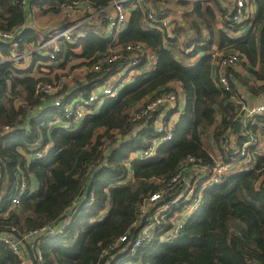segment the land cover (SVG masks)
Instances as JSON below:
<instances>
[{
  "label": "trees",
  "instance_id": "1",
  "mask_svg": "<svg viewBox=\"0 0 264 264\" xmlns=\"http://www.w3.org/2000/svg\"><path fill=\"white\" fill-rule=\"evenodd\" d=\"M112 1L0 0V32L22 25V40L17 46L9 42L1 45L5 59L0 62V235L12 228L15 235L21 236L45 225L61 226L55 235L34 240L31 250H37L35 255L40 256L42 264H264V146L260 144H264V113L255 115L239 135L231 136L240 113L232 78L249 97L264 94V83L259 84L264 74L263 41L257 59L254 33H246L244 40L230 39L223 30H217L215 35L214 9L203 0L188 2L190 6L184 3L189 7L181 12L196 32V40L190 44L206 41L201 40L198 25L204 24L209 32L206 44L195 46L190 54L182 50L189 43L185 42L182 48L177 43L183 26L176 24L171 37L163 29L147 27V7H134L122 34L114 40L111 32L101 35ZM151 1L161 5L159 0ZM251 1L255 14L248 21L261 23L264 28V0ZM156 5L152 8L160 18L164 15ZM70 9L95 12L98 28L81 22L74 34L82 35L73 42L59 39L61 51L54 59L41 55L44 50H34L26 69L18 68L9 59L10 51L33 50L50 31L76 24L61 16ZM56 16L61 19L55 22ZM244 23L224 25L236 30ZM217 39L220 47L246 55L236 65L255 78L257 87L251 86L250 78H243L234 67L223 69L220 64L218 70H222L233 89L225 91L219 85L217 73L212 76V45ZM138 42L154 52L157 61L150 68L145 69L141 61L124 71L130 60L126 46ZM77 46L81 47L80 55L71 51ZM114 53L120 57L104 63V58ZM196 53L201 54L200 60L187 65L185 59ZM176 54H180V60ZM77 57L84 59L86 81H75L73 86L58 85L54 92L42 91L41 86L51 84L49 75L55 69H65L70 58ZM96 63L100 67L93 70ZM130 70L134 76L129 81L112 82L116 99H104L96 107L95 103L90 114L69 129L63 127L64 115L54 105L57 99L63 105L79 96L88 97L96 90L93 85L107 83L111 75L118 73L124 78ZM54 77L56 81L60 76ZM174 82L179 83L180 92L169 86ZM167 92L176 93L184 101L182 107L178 106L181 109L177 108L180 114L171 139L159 143L153 157L130 160L129 154L144 147L143 138L152 129L148 123L151 116L136 119L135 114ZM132 130L135 135H131ZM249 137L256 143L246 150L248 169L225 175L220 182L202 189L201 206L170 241L160 240L157 234L150 243L133 251L131 242L141 228L140 215L147 208L148 199L162 192L158 203H167L180 190L184 181L171 188L168 182L187 157L210 173L215 164L211 147L226 162L231 158L230 146H240ZM119 138L122 139L118 141ZM31 178L37 183L34 190L29 187ZM22 181L27 189L19 196V203L11 205L10 197L17 194L12 187ZM3 184L6 191L1 194ZM180 210L174 206L168 209L163 232L171 227L168 218ZM124 234L127 241L119 243ZM0 264H19L1 241Z\"/></svg>",
  "mask_w": 264,
  "mask_h": 264
},
{
  "label": "built area",
  "instance_id": "2",
  "mask_svg": "<svg viewBox=\"0 0 264 264\" xmlns=\"http://www.w3.org/2000/svg\"><path fill=\"white\" fill-rule=\"evenodd\" d=\"M144 3L145 0H113L110 6L107 8L108 10L106 11L105 15L106 30L111 33L123 30L126 26L129 16L128 8H133L136 6L139 8L147 7L149 11L146 14V26L153 29H163L165 34L168 37H171V33L169 31V21L167 17L164 15L160 18H157L150 4L147 1L145 5ZM229 3L231 10L228 11L222 18V24L228 22L234 25H240L249 19L251 15L250 6L247 0H229ZM21 27L22 25H18V27L12 29L11 31L0 32V62L4 61L5 59L1 53V45L3 43L9 42L12 44V46H17V44L22 40ZM76 28L77 23L63 29L50 31L47 35L42 37L41 43L35 49L25 51L23 53L10 51V55L12 57H9V59L16 62V66H20L23 62H30V57L34 50H44L45 52L41 55L48 59H54L61 51V46L59 43H57L59 39H65L68 42H73L76 36L82 35V33H77L76 35L74 34ZM262 34L264 37V28ZM202 44V42H197L195 44L186 46L184 47V53H192L195 46H202ZM126 49L130 51V60H128V63H126L124 66V71H126V69L129 67L138 65L141 61H144L145 69L150 68L152 64H155L157 61L156 54L150 50H146L147 47L145 48V45L140 42L135 43L134 45H127ZM214 54L219 56L218 62L223 69L224 67H234L236 62L243 59V54L237 51L233 52L232 54L225 52H215ZM142 55H144V57H141ZM119 57L120 55L116 53L109 54L104 58L103 61L106 64H110L116 61ZM99 67L100 64L96 63L92 68L93 70H97ZM130 72L133 73L132 70H130ZM119 75L120 73H118V75L115 77L116 79H113L112 81H117ZM129 77L131 78L132 75ZM218 83L225 91H231L233 89L224 75L219 76ZM235 84L238 91L236 95L237 103H241L239 104V110L240 112L245 111L244 115L240 118L242 130V128L247 127L248 122L251 121L255 115L264 113V99L260 104L252 108H248L244 103L248 94L244 89V93L243 91H240L241 87L238 82ZM41 88L42 91L45 92L51 91L50 85L47 84L41 86ZM115 89L116 88L111 86L110 82L108 81L107 83H102L101 85L97 86L96 90L91 91L88 97L79 96L71 99L63 105H61L60 100L57 99L54 102V105L60 107V110L64 115L65 121L63 123V127L69 129L74 124L83 119L87 114H90L95 103L96 107L97 105L99 106L105 98L116 99L117 91ZM179 98L180 97L174 92L162 93L135 114L136 119L144 116H151L152 129L151 133L143 138L144 147L137 152H132L134 155L129 156L130 160H146L153 157L156 153L157 145L163 141L171 139L173 127L180 114L179 110H177L179 106ZM247 134L252 136V131L247 129ZM124 138H126V136ZM255 142L256 141L253 137H249L245 143L241 144L240 146L232 145L230 147L231 158L226 162L219 158L212 167L210 173H207L205 167L196 163L192 157H187L183 161L182 168L168 182V187L171 188L177 183H182V181H184L183 185L180 187V190L177 191L176 194L172 196V198L167 200V203H158L162 197V192L154 193L148 199V202L145 205L147 208H144L140 215L141 228L137 231L133 241L131 242L133 251L142 245L150 243L157 234L160 240L164 242L170 241L175 236L178 229L184 223H186L188 218L193 216L198 210L199 206H201L200 192L202 189H204L206 186L220 182L225 174H232L237 170H243V167L246 166L243 165L242 161L247 159L244 154L247 150V147L254 145ZM193 162H195V164H193ZM195 169L198 171V173L192 178L194 180L186 179V177L190 176ZM12 188L16 190L17 194L10 197V204L16 205L19 203V196L27 189V185L24 181H22L19 184H15ZM172 206L177 208L181 207V210L168 218V222H170L171 227L163 232V224L167 217L166 212ZM60 227L61 226L57 227L45 225L36 229L28 230L21 236L15 235L13 233L14 228H12L11 231L0 235V241L3 242L18 258L19 264H27V262H30V264H42L40 256L35 255L37 250H31V248L33 249V242L39 237L55 235L57 232L61 231ZM125 241H127V234L122 235L118 240L119 243ZM26 246L29 247L31 253L30 255L27 253L30 261L28 260L29 258L27 259L25 257L23 252ZM113 246H111V248ZM123 250V248L120 249V251ZM250 264L258 263L251 261Z\"/></svg>",
  "mask_w": 264,
  "mask_h": 264
},
{
  "label": "crops",
  "instance_id": "3",
  "mask_svg": "<svg viewBox=\"0 0 264 264\" xmlns=\"http://www.w3.org/2000/svg\"><path fill=\"white\" fill-rule=\"evenodd\" d=\"M166 1V0H165ZM203 1H208V0H203ZM147 2L150 4V2H151V0H147ZM168 2L170 3V4H165L164 2H162V3H159V4H161V5H159V6H157V8H158V10H160V11H162V13H163V15H167V11H169L170 10V7H169V5L171 6L172 4L174 5V6H176L177 8H179L178 10L180 11V15H181V17H179L178 16V22H177V24H179V25H186V28H184L181 32H180V34L179 35H182V38H184L183 40H181L180 41V47L182 48L183 47V44L185 43V42H187V43H193V41H195L196 40V32H195V29L191 26V24H189L188 23V21H190V19L189 18H187L186 16L184 17V16H182V11L185 9V10H188V7L190 6V3H188V2H193V0H168ZM167 1H166V3H168ZM217 2L218 3H220V5H219V7H220V9H219V11H221V12H219V14L218 15H216L215 14V22H214V30H213V32L215 33V35H216V33H217V30H223V31H225L226 32V36L228 37V38H230V39H235V38H241V40H244L246 37H247V34L246 33H254V37H255V43H256V45H257V49H256V51H257V53H256V56H257V59H260V52H261V49H260V44H261V42L263 41V43H264V37H263V34H262V31H263V25H261V23H258V25H256V24H254L253 23V21H252V23L250 22V21H248V20H251L252 18H253V16H254V14H255V5H254V2L253 1H251V0H247V2H248V4H249V6H250V17H249V19H247L246 21L249 23V27H250V29H246V27H244L243 25H242V27H240V28H238V29H236V30H230V29H226L225 27V25L224 24H222L221 22H222V18L224 17V15L222 14V12H224L225 14L228 12V11H230L231 10V7H230V3H229V0H226V1H222V0H217ZM184 3H187L188 5H186V6H184ZM206 5H208L209 6V3L208 2H206L205 3ZM179 6V7H178ZM210 7V6H209ZM134 8V7H133ZM133 8H128V14H129V16H130V13H131V10L133 9ZM129 16H128V19H129ZM194 19H195V17L194 16H192ZM128 19H127V23L126 24H128ZM195 21H196V19H195ZM245 21V22H246ZM197 22V21H196ZM246 22V23H247ZM80 23H77V25H79ZM146 25V24H145ZM179 25H177V26H179ZM253 25V26H252ZM200 28H201V40L202 39H204V38H206V41H197V42H202L203 43V45H205L206 44V42H207V40L209 39L208 37H209V32H208V30L207 29H205V27L204 26H202V25H198ZM94 27H98V26H96V23H95V26ZM126 27V26H125ZM184 27V26H183ZM204 27V28H203ZM244 27V28H243ZM246 29V30H245ZM124 30V29H123ZM123 30H121L120 32H118V31H116V32H114L113 34H112V36H113V38H114V40H118V37L120 36V34H122V31ZM118 32V33H117ZM106 33H107V35L109 34L108 33V31L106 30V28L103 30V31H101V35L103 36V35H106ZM172 34V33H171ZM262 37H263V39H262ZM196 42V43H197ZM195 44V43H194ZM191 45V44H190ZM186 47V46H185ZM146 48V47H145ZM263 48H264V45H263ZM212 49H213V60H212V76L214 77L215 75H216V73H217V75H218V77L220 76V75H224L225 76V74H223V72H222V70H218V68H220L219 67V62H218V58H219V56L218 55H215L214 53L216 52V53H218L219 52V50H221V51H223V52H229V53H233V52H235V51H233L234 49H232V48H226V47H220L219 46V44H218V39L217 40H215V43H213V45H212ZM146 50H150L149 48H147ZM182 50H183V52H184V47L182 48ZM73 53H75V55H80L81 54V47L80 46H77V47H73L72 48V50H71ZM185 54H187V53H185ZM188 54H190V53H188ZM244 56H246L245 54H243ZM200 56H201V54L199 55L198 53H196V54H194V55H191L188 59H185V61L188 63L187 65H191V64H196L199 60H200ZM244 56H243V58H244ZM176 59H178V60H180L181 59V56H180V54H176ZM263 58H264V56H263ZM74 58H70V62H69V64L67 65L68 67H72L73 65H75V64H72V60H73ZM245 59H246V57H245ZM243 60V61H245L246 63H248V59L247 60ZM75 60H82L83 62H84V59H82V58H79V57H77ZM86 61V60H85ZM242 61V60H241ZM30 63L31 62H28V63H25L24 65H20V66H17L18 68H21V69H26L27 67H28V64L30 65ZM67 66H66V68H67ZM65 68V69H66ZM65 69H63V70H65ZM57 70H61V69H57ZM234 70L235 71H237L243 78H250L249 79V81H251V82H253V84H256L257 83V81L256 80H254L255 78H253L247 71H245V69L242 67V66H240V64H237L235 67H234ZM134 72V71H133ZM130 75H131V73H130ZM134 76V74L132 75V77ZM250 76V77H249ZM131 77V78H132ZM226 77V76H225ZM130 77H127V75L123 78L122 77V75H120L119 76V78H118V80H119V82L120 83H123V82H127V81H129L130 79H131ZM230 78H232V76L230 75ZM238 79V78H237ZM84 81H86V80H84ZM232 81L233 82H238V81H236L234 78H232ZM112 82H115V80L114 81H112ZM260 83H264V74H263V77H262V80L261 81H259V84ZM238 84H239V82H238ZM236 85V84H235ZM240 85V84H239ZM170 87H172V88H174L175 89V91H177V92H180V86H179V83L178 82H174V83H171L170 85H169ZM93 89H96L97 88V86L96 85H93V87H92ZM92 91H95V90H92ZM263 99H264V94H262V95H257V96H251V97H249V95L247 96V102H246V106L248 107V108H252V107H254V106H256V105H258V104H260L262 101H263ZM179 100H180V102H179V107H182V105H183V103H184V101H183V99L182 98H179ZM179 109H181V108H179ZM180 112V111H179ZM238 134H234V135H232V133H231V136H237ZM221 159V158H220ZM247 168L246 169H248V165H245ZM31 189L30 190H34V189H36V187H37V183L35 182V180L34 179H30V186H29ZM6 191V190H5ZM5 191L4 192H2V190H1V194H4L5 193ZM23 252H24V254H25V257L28 259L29 258V256H28V254L27 253H29V255L31 254L30 253V250H29V247L28 246H26L25 247V250H23ZM29 261H30V258L28 259ZM27 264H30V262H27Z\"/></svg>",
  "mask_w": 264,
  "mask_h": 264
},
{
  "label": "rangeland",
  "instance_id": "4",
  "mask_svg": "<svg viewBox=\"0 0 264 264\" xmlns=\"http://www.w3.org/2000/svg\"><path fill=\"white\" fill-rule=\"evenodd\" d=\"M162 2H164L165 4H170L168 1V3H166V1L165 0H159V3H162ZM206 2H208L209 3V6L212 8V9H214V15L216 14V15H218L219 14V3L217 2V0H208V1H204V3H206ZM155 3V2H154ZM154 5H156V3L155 4H153V2L151 1L150 2V6L151 7H154ZM157 6V5H156ZM169 7H170V10L169 11H167V15H166V17H167V19H168V21H169V31H170V33H172V30L175 28V26H176V22H178V16L179 17H181V15H180V11L178 10L179 8H177L176 6H174L173 4L170 6L169 5ZM179 7V6H178ZM61 16L62 17H65L66 19H68L69 21H76V23H81V22H83V24H84V26H88V27H94L95 26V23L97 22V20H98V15L95 13V12H92V11H90V13H86V12H84L83 10H80V9H73V10H68L67 11V14H66V16L62 13L61 14ZM61 16H56V17H53L54 19H53V21H59L60 19H61ZM46 21L48 22V24H50V22L48 21V18L46 19ZM84 21H86V22H84ZM215 22V21H214ZM188 23L190 24V21H188ZM177 25H179V24H177ZM184 27H183V29L184 28H186V25H183ZM203 26H204V24H203ZM243 26L244 27H246V29L248 30V29H250V27H249V23L247 22V23H244L243 24ZM243 27V28H244ZM95 28H98V27H95ZM106 28V27H105ZM245 29V30H246ZM118 32H120V31H118ZM117 32V33H118ZM173 34V33H172ZM172 34H171V36H172ZM184 38H182V35H178V38H177V43L179 44L180 43V41L181 40H183ZM181 46V45H180ZM226 53H229V52H226ZM10 57H12L11 55H10ZM76 58H74L73 60H72V64H75V68H71V67H68L67 66V68L65 69V70H57V69H55L50 75H49V78L51 79V84H50V89H51V91L52 92H54L57 88H58V85L60 86V85H68V86H73L74 84H75V81L76 82H79V81H84V78L86 77V75H87V72H88V70H87V68L82 64L83 63V61L82 60H75ZM26 62H23L22 63V65H24ZM236 66V65H235ZM234 66V67H235ZM122 67V66H121ZM120 67V68H121ZM130 71H128L127 72V77H129V76H131V75H133L134 74V72L133 73H131V75H130ZM55 74H58L60 77L55 81V77H54V75ZM124 74V73H123ZM61 75H63V76H61ZM120 75H122V74H120ZM119 75V76H120ZM118 76V77H119ZM116 76H113V75H111L109 78H108V81L110 82V85L112 86L113 84H112V80L113 79H116L115 78ZM118 79V78H117ZM115 82H119V80H117V81H115ZM250 85L251 86H255V87H257L256 85H254L253 84V82H250ZM241 87V86H240ZM243 87H241V89H240V91H243ZM243 93H244V91H243ZM242 93V94H243ZM248 96V95H247ZM105 99H107V98H105ZM239 104H241V103H239ZM140 109H142V108H140ZM143 118H145V117H140L139 119H143ZM147 122H148V120H147ZM149 124H150V126H152V120L150 121V122H148ZM139 125H141V124H139ZM139 125H137V126H139ZM132 133L131 134H133V135H135L136 134V131L135 130H132L131 131ZM120 139H122V138H119L118 139V141H120ZM245 143V142H244ZM256 143V142H255ZM243 144V143H242ZM260 144H262L263 146H264V144L263 143H260ZM231 147V146H230ZM134 155V153H130L129 154V156H133ZM211 155H213L212 156V158H214V161H215V163H216V161L219 159V158H221V154L220 153H218V151H216L215 150V148L214 147H211ZM247 155V151L245 152V154H244V156H246ZM247 158V157H246ZM245 158V159H246ZM248 162V159H246V160H243L242 161V163H243V165H246V164H248L247 163ZM242 165V166H243ZM247 167H243V169H246ZM237 172H240L239 170H237V171H235V172H233L232 174H234V173H237ZM198 173V171L195 169L194 170V172L190 175V176H187L186 177V179H192L196 174ZM0 174H1V172H0ZM231 173L230 174H225L226 176H229V175H232ZM192 180H194V179H192ZM6 190V185H2V192H4Z\"/></svg>",
  "mask_w": 264,
  "mask_h": 264
},
{
  "label": "water",
  "instance_id": "5",
  "mask_svg": "<svg viewBox=\"0 0 264 264\" xmlns=\"http://www.w3.org/2000/svg\"><path fill=\"white\" fill-rule=\"evenodd\" d=\"M244 113H245V111L240 112L238 117L234 120L232 129H231L232 135H234V134H238L239 135L240 134V132H241V124H242L240 118L244 115ZM0 176H2V173L0 174Z\"/></svg>",
  "mask_w": 264,
  "mask_h": 264
}]
</instances>
